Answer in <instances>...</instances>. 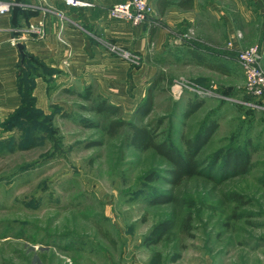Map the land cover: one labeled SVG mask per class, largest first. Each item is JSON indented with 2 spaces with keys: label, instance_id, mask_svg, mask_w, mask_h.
Wrapping results in <instances>:
<instances>
[{
  "label": "rangeland",
  "instance_id": "obj_1",
  "mask_svg": "<svg viewBox=\"0 0 264 264\" xmlns=\"http://www.w3.org/2000/svg\"><path fill=\"white\" fill-rule=\"evenodd\" d=\"M214 2L229 15L230 34L222 23L170 26L153 18L175 52L157 65L156 77L165 79L153 117L167 118L162 138L183 151L185 138L207 121L217 124L198 155L201 175L177 187L167 182L171 165L164 157L124 148L126 131L117 138L106 133L111 117L92 111L82 96L89 87L47 81L46 91L37 77L30 97L23 94L30 82L20 71L23 58L12 65L0 94V264H264V103L248 94L238 51L228 46L240 30V49L262 50L264 0ZM130 54L139 59L126 60L141 68L143 59ZM197 55L221 71L190 63ZM261 65L264 71V57ZM194 101L203 106L186 120ZM134 107L124 104L127 120ZM231 147L251 155L246 174L223 167L219 158ZM151 172L160 179L147 182ZM161 194L176 201L151 205ZM187 215L192 230L183 235ZM164 219L174 230L144 245Z\"/></svg>",
  "mask_w": 264,
  "mask_h": 264
},
{
  "label": "crops",
  "instance_id": "obj_2",
  "mask_svg": "<svg viewBox=\"0 0 264 264\" xmlns=\"http://www.w3.org/2000/svg\"><path fill=\"white\" fill-rule=\"evenodd\" d=\"M3 1L13 3L11 12L0 16V94L3 96L7 81L12 79L9 73L12 65L27 53L52 71L46 81L40 79L45 90L48 83L53 82L70 86L81 84L110 98L115 105L123 107L125 103H132L136 108L146 98L145 87H149L156 77L159 60L175 53L166 29L157 26L154 17L170 26H185L203 20L222 23L225 34L231 33L229 15L219 10L214 0H195L192 10L173 5L161 16L158 0H147L154 8V14L150 22L141 27L110 18V9L126 0H79L84 3L79 7L68 6L63 0ZM31 26L37 31L31 30ZM197 29L201 33L202 30ZM234 31L233 35L241 32ZM205 32L212 34L208 30ZM242 39L243 34L236 42L237 47ZM19 45L23 46L24 55ZM117 50L137 54L143 59L142 67L134 69ZM190 63L199 65L196 58Z\"/></svg>",
  "mask_w": 264,
  "mask_h": 264
},
{
  "label": "trees",
  "instance_id": "obj_3",
  "mask_svg": "<svg viewBox=\"0 0 264 264\" xmlns=\"http://www.w3.org/2000/svg\"><path fill=\"white\" fill-rule=\"evenodd\" d=\"M195 0H179L178 2H172L169 0H158V11L160 16L165 14V11L176 5L184 10H192L194 8ZM199 61V65L209 67L212 70H219V68L206 64L203 56L197 55L196 58ZM263 60V59H262ZM25 71L27 77H29L28 88L23 94L32 96L34 91L33 79L41 77L46 79L48 75L52 74V71L38 58L31 54L24 55L22 64L20 65V71ZM23 75V76H24ZM22 79V78H21ZM164 77H155L147 91L146 98L137 105L133 111L131 118H125L124 108L119 105L112 104L106 98L101 95L93 97L91 88L82 96L93 103L92 111L100 115H106L111 117L109 121L106 133L112 137H120L124 131L123 147L127 149H134L139 152L154 151L158 155L164 157L171 169L168 170L167 182L172 186H179L185 180L191 179L201 175V165L198 160V155L202 149L209 143L212 135L217 129L215 122L207 121L200 131L192 138H185V150H179L169 138H162L164 135V126L167 118L165 116L154 118L156 108V96L155 93L160 87L161 82L164 81ZM30 84V86H29ZM171 84V83H170ZM27 92V94H26ZM262 103V102H259ZM203 106L202 101L190 102L184 113V118L187 120L197 113ZM222 156V155H221ZM222 160L223 167L227 172L233 175H243L249 171L251 155L241 147L229 148ZM220 161V160H218ZM160 178L157 173L151 172L145 180L149 183L158 181ZM176 199L170 194H161L151 200V205H162L175 202ZM175 224L172 219H164L156 224L150 233L144 238V245H154L163 241L173 230ZM192 216L187 215L181 224L180 232L183 235L189 234L192 230ZM105 237L111 240L109 234L106 232ZM160 259V256L155 260ZM159 263V262H158Z\"/></svg>",
  "mask_w": 264,
  "mask_h": 264
},
{
  "label": "built area",
  "instance_id": "obj_4",
  "mask_svg": "<svg viewBox=\"0 0 264 264\" xmlns=\"http://www.w3.org/2000/svg\"><path fill=\"white\" fill-rule=\"evenodd\" d=\"M71 7H79L84 3L79 0H63ZM13 3L0 0V16L11 12ZM154 8L147 0H126L123 3L114 5L109 12L110 18L117 21L129 22L133 26L141 27L147 25L152 19ZM31 30L37 31L33 26ZM242 38L241 32L236 34L228 42V46L238 51V62L246 78V88L248 94L264 103V71L262 69V50L258 46H250L240 49L236 42ZM15 45V43H13ZM125 59L136 62L138 57H131L129 52L117 50Z\"/></svg>",
  "mask_w": 264,
  "mask_h": 264
},
{
  "label": "water",
  "instance_id": "obj_5",
  "mask_svg": "<svg viewBox=\"0 0 264 264\" xmlns=\"http://www.w3.org/2000/svg\"><path fill=\"white\" fill-rule=\"evenodd\" d=\"M19 50H20L21 54L24 55V52H23V46H22V45H19Z\"/></svg>",
  "mask_w": 264,
  "mask_h": 264
}]
</instances>
